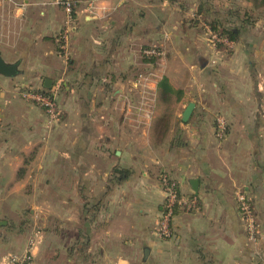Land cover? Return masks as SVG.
I'll list each match as a JSON object with an SVG mask.
<instances>
[{"label": "crops", "instance_id": "0c3cea01", "mask_svg": "<svg viewBox=\"0 0 264 264\" xmlns=\"http://www.w3.org/2000/svg\"><path fill=\"white\" fill-rule=\"evenodd\" d=\"M165 2L76 0L65 60L57 54L59 0H0V58L16 66L14 76L0 75V264L23 255L30 238L29 264H264V53H251L264 39L233 42L211 31L206 38L181 20L185 11ZM158 40L165 44L164 70L155 74L154 92L160 95L162 78L182 92L165 105L174 109L167 123L178 126L162 142H155L156 126L166 118L151 113L146 122L141 107L132 106L125 118L135 127L124 132L128 121L118 104L125 78L138 74L136 85L150 79L155 68L140 62ZM42 91L55 93L60 115L53 125L25 97ZM193 92L203 102L183 123ZM217 117L227 123L222 139ZM133 140L137 145H129ZM158 165L198 201L195 212L176 211L168 240L154 234L163 204ZM27 169L43 175L40 188H67L66 196L51 197L66 203V215L41 213L37 235L12 232L7 218L12 205L21 209L28 199L20 191L29 183L22 177ZM238 192L250 199L259 225L252 238L238 213Z\"/></svg>", "mask_w": 264, "mask_h": 264}, {"label": "rangeland", "instance_id": "374dc122", "mask_svg": "<svg viewBox=\"0 0 264 264\" xmlns=\"http://www.w3.org/2000/svg\"><path fill=\"white\" fill-rule=\"evenodd\" d=\"M163 1H166L165 7L177 5L182 9V12L185 11L186 13L183 12L180 17L181 20L184 23H188L192 26H195L194 30L201 32V34L204 35L206 38H209L211 36L209 28L210 25L212 26L215 23L218 26L219 32L223 30L224 26H229L228 28L236 29V36L239 40L244 38V40L246 41L251 39L253 42L259 41L258 39L261 38L264 39V7L254 4L252 0H174L170 2L168 0ZM229 46L231 45L229 44ZM152 47L156 48L155 50L159 55L155 58L149 57L150 59L142 58L140 62L141 66L144 65L145 69L155 68L154 72H152L150 76V79L142 78L143 80H141L139 84L136 85L134 81L135 79H137L138 74L130 76L128 80H126L125 78V81H127V86H125L121 94V98L118 101V104H123L121 105V108L123 106L124 118L125 115L129 119L131 116H133L131 109L132 106L141 107L139 111L137 109H134V112L138 111L140 113V118L144 121L146 120V122L147 117L151 113H153V117L161 116V118L163 117V119L166 118V122L162 120V122L156 126L157 137H155V142H162L164 139H168L166 134L167 131L171 127H177L178 124H176L175 126L167 123V121L171 120L172 117H174L172 113L174 109H168L165 107V105L175 104L173 102V98L171 99V101H167L161 98L157 93H155L153 88L154 81L158 77L155 74H160L164 70L163 63L165 56V44L158 40L157 43ZM251 49H253L251 53L254 54L264 53V45H261L260 43L258 45H252ZM224 50H226L227 52L229 50V47ZM260 60V62H264V58ZM260 62L258 64H261ZM195 63L200 64L199 61H195ZM145 69L141 71H145ZM187 78L192 79L190 76H188ZM261 79H264V73H262ZM189 101L194 104H202L203 97L193 92V94H191L189 98ZM134 114L136 115L137 113ZM129 119L125 118L124 120L127 122ZM134 127L135 126H132L131 123L128 121V124L125 125L124 132L130 133L133 131ZM137 132H139L140 137H144L147 133V125L141 122L137 128ZM128 143L129 145H137V141L134 140L129 141ZM155 151L156 152H153L155 156H159V154H161L160 149H156ZM158 167L159 168H157L156 172H158L160 168H162L160 165H158ZM113 170L115 172L121 173V171H117V169L115 168ZM22 175L25 181H28L29 183H26L25 187L20 191H22L28 199H24V203L22 204L21 209L19 208L20 204L12 205V208H10V210L7 212V218L10 221L12 232L19 230L20 234L26 235L29 232L33 231L31 233L34 234L35 232V234L37 235L41 227V213H45L52 218L63 217V215H66V203L61 202L60 200H57L54 203L51 197L57 195L59 196V194H61V196L63 197L66 196L67 188H63L60 190L52 188H40L38 187V185L40 184L38 180L41 178V176H43L42 174L31 173L27 169V172ZM46 175L51 178L52 174H45V176ZM60 175L62 176L63 180H67V174ZM44 195L48 198L47 203H41V198ZM64 218H66V216H64ZM65 222H67L66 219L60 221V223L62 224H65ZM61 230L63 231L64 229ZM63 235L66 234L63 233ZM62 237H60L59 242H66V238Z\"/></svg>", "mask_w": 264, "mask_h": 264}, {"label": "built area", "instance_id": "2783aa9c", "mask_svg": "<svg viewBox=\"0 0 264 264\" xmlns=\"http://www.w3.org/2000/svg\"><path fill=\"white\" fill-rule=\"evenodd\" d=\"M64 19L59 37L57 40V54L67 60L69 58L68 44L71 34L75 30V8L76 0H59ZM156 48H148L143 51L146 57H157L159 54ZM25 97L40 107L49 122L53 125L57 122L60 112L56 103L55 93L52 92H25ZM215 134L222 139L227 131V123L222 117L215 120ZM159 184L163 194V204L161 212L157 218L154 234L161 240H168L172 237V222L177 210L184 213H192L198 210V201L194 196H185L180 191L179 182L162 171L159 174ZM237 209L241 221L245 224L249 236L252 238L258 232V223L255 218L250 199L243 193L236 194ZM35 245V240L30 238L28 247L23 255H9L4 264H29L32 258L31 249Z\"/></svg>", "mask_w": 264, "mask_h": 264}, {"label": "trees", "instance_id": "16d2710c", "mask_svg": "<svg viewBox=\"0 0 264 264\" xmlns=\"http://www.w3.org/2000/svg\"><path fill=\"white\" fill-rule=\"evenodd\" d=\"M254 4H257L258 6L264 7V0H252ZM210 31L213 34L218 35L220 38H225L227 41H237V30L236 29H223L221 32H218V26L214 23L212 26L210 25ZM150 59V58H149ZM157 89L159 91V96L165 100H170L173 98V102L177 103L182 96V92L180 90H174L168 83L166 78H162L158 84ZM171 105V104H166Z\"/></svg>", "mask_w": 264, "mask_h": 264}, {"label": "water", "instance_id": "95a60500", "mask_svg": "<svg viewBox=\"0 0 264 264\" xmlns=\"http://www.w3.org/2000/svg\"><path fill=\"white\" fill-rule=\"evenodd\" d=\"M16 73V66L15 65H7L3 62V60L0 58V75L10 77L14 76ZM194 103L190 102L184 109V111L181 113V121L183 123H186L194 109ZM190 184L192 186V189L195 193H197V181L191 180Z\"/></svg>", "mask_w": 264, "mask_h": 264}]
</instances>
